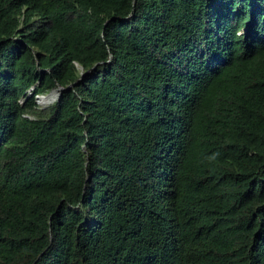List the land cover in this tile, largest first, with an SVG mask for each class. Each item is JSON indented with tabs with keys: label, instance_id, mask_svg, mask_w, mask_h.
I'll use <instances>...</instances> for the list:
<instances>
[{
	"label": "trees",
	"instance_id": "1",
	"mask_svg": "<svg viewBox=\"0 0 264 264\" xmlns=\"http://www.w3.org/2000/svg\"><path fill=\"white\" fill-rule=\"evenodd\" d=\"M0 264H264V0H0Z\"/></svg>",
	"mask_w": 264,
	"mask_h": 264
},
{
	"label": "bare ground",
	"instance_id": "2",
	"mask_svg": "<svg viewBox=\"0 0 264 264\" xmlns=\"http://www.w3.org/2000/svg\"><path fill=\"white\" fill-rule=\"evenodd\" d=\"M60 96V91L56 90L48 95L42 96L40 99V104L41 105H47L57 99Z\"/></svg>",
	"mask_w": 264,
	"mask_h": 264
},
{
	"label": "rangeland",
	"instance_id": "3",
	"mask_svg": "<svg viewBox=\"0 0 264 264\" xmlns=\"http://www.w3.org/2000/svg\"><path fill=\"white\" fill-rule=\"evenodd\" d=\"M40 97H41V95L36 96V103H37V105H38L39 107L44 108V107H46V106L52 104V103H49V104H47V105H41V104H40V101H39V98H40Z\"/></svg>",
	"mask_w": 264,
	"mask_h": 264
},
{
	"label": "water",
	"instance_id": "4",
	"mask_svg": "<svg viewBox=\"0 0 264 264\" xmlns=\"http://www.w3.org/2000/svg\"><path fill=\"white\" fill-rule=\"evenodd\" d=\"M57 89L60 91V94H61V92L63 91V88L62 87H58Z\"/></svg>",
	"mask_w": 264,
	"mask_h": 264
}]
</instances>
